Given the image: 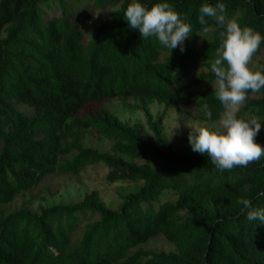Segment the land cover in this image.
I'll list each match as a JSON object with an SVG mask.
<instances>
[{
	"label": "trees",
	"instance_id": "obj_1",
	"mask_svg": "<svg viewBox=\"0 0 264 264\" xmlns=\"http://www.w3.org/2000/svg\"><path fill=\"white\" fill-rule=\"evenodd\" d=\"M132 2L0 0V264H264V224L247 220L238 203L264 209V155L221 171L188 137L189 152L177 151L162 126L180 103L207 123L223 111L214 88L202 87L215 82L211 61L222 29L205 17L212 30L204 33L200 7L224 3L227 19L264 37V0H137L148 8L167 2L187 17L184 52L131 29L124 14ZM51 6L61 15L47 20ZM89 7L107 16L86 41L81 22ZM263 51L264 41L251 62L260 65H249L254 71H264ZM112 101L140 111L145 123L122 120ZM155 103L164 107L159 119ZM247 115L259 117L264 130V88L248 92L238 118ZM93 134L112 141L110 151L84 145ZM255 142L264 147V136ZM93 165L108 168V184L129 186L117 209L93 191L74 203L8 210L20 196L35 198L48 178L78 176ZM159 238L173 249L146 248Z\"/></svg>",
	"mask_w": 264,
	"mask_h": 264
},
{
	"label": "clouds",
	"instance_id": "obj_2",
	"mask_svg": "<svg viewBox=\"0 0 264 264\" xmlns=\"http://www.w3.org/2000/svg\"><path fill=\"white\" fill-rule=\"evenodd\" d=\"M226 11L224 3L215 6L203 4L199 9V24L204 26V33L212 30L207 26L205 17L212 18L215 25L222 29L219 32L221 45L216 50V58L211 61V72L215 76L212 83L214 94L223 107L218 122L221 130H212L207 126L193 127L188 123L192 129L188 136L192 150L207 154L221 171L237 166L247 167L264 155V147L255 142L262 127L259 117L238 118L248 92L258 93L264 88V71H254L249 67L264 37L250 27L241 28L235 19H227ZM124 19L131 29L139 30L142 39L156 37L162 46L171 51L179 47L184 52V42L192 33L191 24L185 22L187 17L182 19L167 2L148 8L133 0L126 8ZM205 112L211 119L207 106ZM238 203L243 206L242 211L246 210L247 220H259L264 224V209L254 208L249 199H240Z\"/></svg>",
	"mask_w": 264,
	"mask_h": 264
},
{
	"label": "rangeland",
	"instance_id": "obj_3",
	"mask_svg": "<svg viewBox=\"0 0 264 264\" xmlns=\"http://www.w3.org/2000/svg\"><path fill=\"white\" fill-rule=\"evenodd\" d=\"M84 7H86V5L82 4L78 7V10L85 11ZM87 13L88 18L82 20L81 24L83 25V29H85L87 37L86 41H89L95 30L101 25L107 15L102 14L100 10L94 7H89L87 9ZM60 15L61 11L58 7L51 6L44 9V16L47 20L54 16ZM261 59L264 60V51ZM259 65V60H256L251 64V67L257 68ZM200 69L201 67L193 72L188 79L197 78L199 73L202 71V69ZM202 87L214 88L213 84L209 83H205ZM129 102L131 103L132 101ZM109 106L114 112L117 113V115H119L122 120L128 123H145L144 116L140 111L122 108L118 101H112ZM16 108L18 111L24 112L27 115L33 114L32 109L25 105L16 104ZM92 108L93 106L88 105L84 109V112L90 111ZM151 109L156 119H159L163 116L164 107L162 105L155 103L151 106ZM195 115H197V112L194 107H188L184 103H180L178 109L176 108L168 110L164 116V119L162 120V126L166 137L179 152H189L190 149L186 142L182 139L183 137H188L189 133L192 131V129L188 127V123H190L193 127L207 126L212 130H221L219 128V121L216 123H207L195 119ZM246 117L250 118L248 115ZM263 136L264 130H261L255 137V141L262 138ZM84 145L102 152H107L110 151L113 142L109 140H100L98 136L93 134L88 135V137L84 140ZM107 173L108 168L106 166L93 165L86 167L78 176L63 175L48 178L36 191L33 192L32 195H35V198H33L31 195L20 196L8 208V210L11 211L18 209L25 203H28L33 210H36L39 204L48 206L58 203H74L81 201L86 193L93 191H98L101 198L107 204L117 209L122 202V189L125 188L127 191H129V186L124 184H108L106 180ZM48 188L49 190H47ZM47 193V199L43 201L40 198V195H47ZM146 248L150 250L167 252L173 249L172 245L168 244L164 239L161 238L152 241L146 246Z\"/></svg>",
	"mask_w": 264,
	"mask_h": 264
}]
</instances>
